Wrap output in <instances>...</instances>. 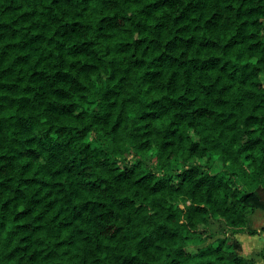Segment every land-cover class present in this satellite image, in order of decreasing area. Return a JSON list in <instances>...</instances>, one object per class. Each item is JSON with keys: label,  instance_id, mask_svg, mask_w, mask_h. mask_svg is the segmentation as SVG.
I'll return each mask as SVG.
<instances>
[{"label": "trees", "instance_id": "trees-1", "mask_svg": "<svg viewBox=\"0 0 264 264\" xmlns=\"http://www.w3.org/2000/svg\"><path fill=\"white\" fill-rule=\"evenodd\" d=\"M256 210L264 0H0V264H251Z\"/></svg>", "mask_w": 264, "mask_h": 264}, {"label": "rangeland", "instance_id": "rangeland-1", "mask_svg": "<svg viewBox=\"0 0 264 264\" xmlns=\"http://www.w3.org/2000/svg\"><path fill=\"white\" fill-rule=\"evenodd\" d=\"M128 160L132 161L133 157L129 156ZM249 225L251 229L257 231L254 235L249 234H236L235 238L238 239L241 245L240 255L251 264H264L261 254L259 253L264 246V214L261 210H256L250 217ZM225 230L223 222L220 220H209L208 231L210 237L199 242V245H204L209 241L221 236Z\"/></svg>", "mask_w": 264, "mask_h": 264}, {"label": "crops", "instance_id": "crops-1", "mask_svg": "<svg viewBox=\"0 0 264 264\" xmlns=\"http://www.w3.org/2000/svg\"><path fill=\"white\" fill-rule=\"evenodd\" d=\"M252 217V216H251ZM263 248V247H262Z\"/></svg>", "mask_w": 264, "mask_h": 264}]
</instances>
